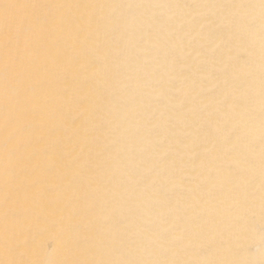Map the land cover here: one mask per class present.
<instances>
[{
  "label": "snow or ice",
  "instance_id": "obj_1",
  "mask_svg": "<svg viewBox=\"0 0 264 264\" xmlns=\"http://www.w3.org/2000/svg\"><path fill=\"white\" fill-rule=\"evenodd\" d=\"M45 179L83 224L58 260L21 239ZM241 231L258 261L231 247ZM0 248V264H264V0H0Z\"/></svg>",
  "mask_w": 264,
  "mask_h": 264
},
{
  "label": "bare ground",
  "instance_id": "obj_2",
  "mask_svg": "<svg viewBox=\"0 0 264 264\" xmlns=\"http://www.w3.org/2000/svg\"><path fill=\"white\" fill-rule=\"evenodd\" d=\"M37 3H75L83 0H35ZM45 22L41 19L38 21L36 28L40 30L45 27ZM87 92L85 87L82 91ZM84 117L81 115L79 108L74 107L66 116L65 127L68 135L83 134L82 128H77ZM75 121V125L74 122ZM42 165L47 166L51 160H44ZM48 181H42V194L38 195L34 203L29 207L26 214L21 219V239L26 242L27 259H52L58 260L65 258L69 251L75 248V245L84 235L83 224L80 230H77L76 221L70 211L69 201L73 196L72 188L67 191L57 190L44 191ZM75 187V181L73 182ZM258 235L247 231H241L230 237L231 247L238 252L241 257L248 259H260V252L257 250ZM255 244V250L249 255L248 249ZM3 249L0 248V260L8 259Z\"/></svg>",
  "mask_w": 264,
  "mask_h": 264
},
{
  "label": "clouds",
  "instance_id": "obj_3",
  "mask_svg": "<svg viewBox=\"0 0 264 264\" xmlns=\"http://www.w3.org/2000/svg\"><path fill=\"white\" fill-rule=\"evenodd\" d=\"M257 250L260 252L259 240H257Z\"/></svg>",
  "mask_w": 264,
  "mask_h": 264
}]
</instances>
